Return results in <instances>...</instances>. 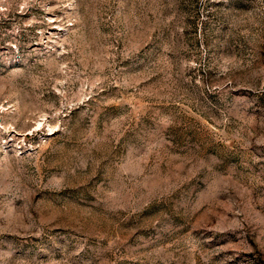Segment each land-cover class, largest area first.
<instances>
[{
    "label": "rangeland",
    "instance_id": "rangeland-1",
    "mask_svg": "<svg viewBox=\"0 0 264 264\" xmlns=\"http://www.w3.org/2000/svg\"><path fill=\"white\" fill-rule=\"evenodd\" d=\"M0 264H264V0H0Z\"/></svg>",
    "mask_w": 264,
    "mask_h": 264
}]
</instances>
